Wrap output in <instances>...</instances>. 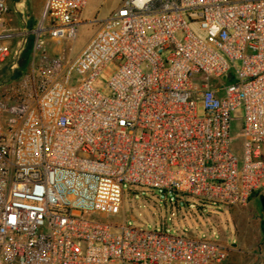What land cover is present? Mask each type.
I'll list each match as a JSON object with an SVG mask.
<instances>
[{
	"label": "built area",
	"instance_id": "obj_1",
	"mask_svg": "<svg viewBox=\"0 0 264 264\" xmlns=\"http://www.w3.org/2000/svg\"><path fill=\"white\" fill-rule=\"evenodd\" d=\"M86 2L17 26L0 0V66L20 70L0 81V264H221L219 243L105 218L123 184L228 206L264 190V0H122L75 54Z\"/></svg>",
	"mask_w": 264,
	"mask_h": 264
},
{
	"label": "rangeland",
	"instance_id": "obj_2",
	"mask_svg": "<svg viewBox=\"0 0 264 264\" xmlns=\"http://www.w3.org/2000/svg\"><path fill=\"white\" fill-rule=\"evenodd\" d=\"M121 2L122 0H87L81 16L82 24L78 28L74 43L75 54L90 40L99 22ZM16 3L20 5L15 7ZM42 4L43 0H7L6 17H11L17 26L23 25L18 20L20 16L29 26L33 25L37 22ZM235 65L239 66V62H235ZM116 68L115 61L109 62L94 80L93 87L102 91ZM18 71H11L9 64H3L0 66V81L14 77ZM76 82L77 77L72 76L71 84ZM213 82L215 80L211 78V83ZM241 114V108H237L232 114L229 132L231 149L239 159L242 157V140L238 137ZM260 194L264 196V190L255 192L245 206H228L123 184L119 216L105 219L111 223L123 222L141 230L163 231L172 236L210 240L226 249L222 264H255L257 254L264 253V219L259 203Z\"/></svg>",
	"mask_w": 264,
	"mask_h": 264
},
{
	"label": "trees",
	"instance_id": "obj_3",
	"mask_svg": "<svg viewBox=\"0 0 264 264\" xmlns=\"http://www.w3.org/2000/svg\"><path fill=\"white\" fill-rule=\"evenodd\" d=\"M27 50H25L23 52V54L20 56V59H19V65H20L19 68L20 69L24 68V66L26 65L27 55H28V51ZM18 72H20V70ZM260 196H262V195L260 194Z\"/></svg>",
	"mask_w": 264,
	"mask_h": 264
},
{
	"label": "water",
	"instance_id": "obj_4",
	"mask_svg": "<svg viewBox=\"0 0 264 264\" xmlns=\"http://www.w3.org/2000/svg\"><path fill=\"white\" fill-rule=\"evenodd\" d=\"M259 203H260L261 213H262V216H263V219H264V196H261L259 198Z\"/></svg>",
	"mask_w": 264,
	"mask_h": 264
},
{
	"label": "crops",
	"instance_id": "obj_5",
	"mask_svg": "<svg viewBox=\"0 0 264 264\" xmlns=\"http://www.w3.org/2000/svg\"><path fill=\"white\" fill-rule=\"evenodd\" d=\"M19 5H20L19 3H16L14 6L17 7V6H19ZM14 6H13V9H14V13H15L16 10H15ZM221 264H222V263H221Z\"/></svg>",
	"mask_w": 264,
	"mask_h": 264
}]
</instances>
